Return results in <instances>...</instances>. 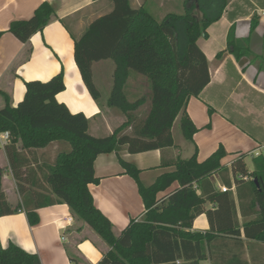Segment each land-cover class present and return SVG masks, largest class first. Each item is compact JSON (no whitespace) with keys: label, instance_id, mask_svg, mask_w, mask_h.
I'll list each match as a JSON object with an SVG mask.
<instances>
[{"label":"trees","instance_id":"obj_1","mask_svg":"<svg viewBox=\"0 0 264 264\" xmlns=\"http://www.w3.org/2000/svg\"><path fill=\"white\" fill-rule=\"evenodd\" d=\"M225 1L185 0L182 15L167 14L158 21L143 7L131 8L129 0H110L113 10L93 21L73 48L82 82L95 102L100 93L93 83L92 65L105 60L114 64L107 105L122 111L126 121L109 136L90 135L89 119L81 113L72 114L56 100L65 90L63 71L45 82L25 83L24 97L15 108L9 97L0 92L4 102L0 109V132L10 134L5 153L20 197V204L12 208L1 189L0 169V217L23 211L29 225L35 226L37 210L66 204L70 213L109 247L97 264H177L178 261L199 264L207 258L206 247L216 238L215 234L264 243L263 156L254 159L253 180L244 188L249 195L247 212L238 190L242 216L256 217L241 229L233 200L227 193L217 192L211 182L213 174L222 169L220 162L226 156L222 146L201 163L197 162L196 154L186 160L172 161L174 170L162 174L149 186L140 182V171L134 165L118 156L124 173L135 180L146 211L141 221H131L119 237L113 235L110 221L96 208L88 189V185L98 183L94 162L101 154L118 153L124 147L129 154L172 148L171 130L178 115L182 136L192 140L197 130L186 113V105L210 82L208 62L197 40L207 38V28L221 17ZM197 11L201 12V19L196 17ZM53 13L52 7L44 2L29 19L11 22L8 32L21 43H27L34 34L42 32ZM256 25L257 21L253 20L251 30ZM240 47L230 33L227 50L237 59L243 54ZM223 52L216 57L220 58ZM130 74L144 77L148 85L150 109L144 120L138 121L133 115L143 105L144 98L130 103L126 97ZM128 128L131 133L121 134ZM53 144L57 147L54 159L44 158L38 163L36 151ZM231 171L234 177H239L235 179L238 185L247 176L241 158ZM221 175L220 182L227 188L229 181L223 178V172ZM174 183H178L177 189L165 199L157 198ZM194 183L198 184L196 189ZM207 202L214 203L216 208L205 210ZM202 214L207 217L209 230L203 234L190 232L193 221ZM0 264L41 262L37 255L10 243L0 249Z\"/></svg>","mask_w":264,"mask_h":264},{"label":"crops","instance_id":"obj_2","mask_svg":"<svg viewBox=\"0 0 264 264\" xmlns=\"http://www.w3.org/2000/svg\"><path fill=\"white\" fill-rule=\"evenodd\" d=\"M44 2L52 7L53 16L42 32L34 34L27 43H21L8 32L10 23L29 19ZM129 2L131 8L143 7L158 21L167 14L182 15L185 12V0ZM112 10L110 0H0V92L9 97L12 107L22 101L25 83L45 82L63 71L65 90L56 96V100L72 114L81 113L89 119L90 135H111L122 118L115 114V107L108 106L106 110L110 111L104 115L98 102L91 98L74 62L73 48L74 42L93 21ZM176 10L179 12L173 13ZM253 20L257 25L251 30ZM206 32L207 38H199L197 46L207 59L210 82L186 105V113L197 130L192 140L182 136L179 144L176 143L173 128L179 124L178 115L171 130L172 148L129 154L124 147L118 153L101 154L94 162L98 183L88 185V189L96 208L110 221L115 237H119L131 221H141L146 212L137 184L124 173L118 156L134 165L140 171V182L149 186L162 174L174 170L172 161L186 160L196 154L197 162L201 163L222 146L226 156L220 162L222 169L213 174L211 182L217 192H221L220 187H225L220 182L221 173L224 179H228L229 190L225 193L234 202L240 229L244 223L256 218L255 215L242 216L238 190L247 212L249 195L245 194L244 188L253 180L251 173L255 159L249 153L264 146V0H226L221 17ZM230 33L241 46L239 51L243 54L238 59L227 50ZM220 52L223 54L217 58ZM113 72L114 67L109 66L106 81L108 79L110 89L113 87ZM126 85V89L136 95L148 90L144 77L136 74L129 75ZM3 106L0 96V109ZM53 145L52 160L57 149L56 144ZM47 150L36 151L38 163L44 161L38 158L39 153ZM183 151H187V156L182 157ZM245 156L251 159V172L246 167ZM240 158L247 180L238 185L235 179L239 177H234L231 170ZM0 169L1 189L7 202L15 208L20 204V197L8 166L5 147H0ZM197 185L194 183L195 189ZM178 187V183L172 184L157 198L165 199ZM215 208L214 203L204 205L205 210ZM255 210L258 211L259 207L256 206ZM37 215L38 224L35 226L29 225L23 211L0 217V249L12 243L37 255L41 264H97L108 252L107 244L76 219L66 204L41 208ZM68 218L72 219L71 223ZM208 230L207 217L202 214L193 221L190 232L203 234ZM215 237L206 247L207 258L199 264H264V243L228 234H215Z\"/></svg>","mask_w":264,"mask_h":264},{"label":"rangeland","instance_id":"obj_3","mask_svg":"<svg viewBox=\"0 0 264 264\" xmlns=\"http://www.w3.org/2000/svg\"><path fill=\"white\" fill-rule=\"evenodd\" d=\"M177 12H179V11L176 10V12L174 11L173 13H177ZM196 14H197L196 17L198 19L202 18V14H200V12L198 14V11H197ZM155 16H157V15H155ZM93 65H92L93 66L92 74H94L93 78L95 80V81L94 80L93 81L95 82L94 83L95 87L97 88V90L100 93L98 103H99L100 108H102L104 115H108V112L110 110H106V108L108 107L107 101L109 99L111 89L108 85V79L106 81V78H108L109 66L114 67V64L111 60H108L105 63L104 62H97V63H94ZM106 73H107V75H106ZM147 91L145 90V91L141 92L140 94L136 95V94H132V92L128 89L125 90L127 100L130 103L134 102L135 100L144 98L143 105H141L139 108H137V110H135L133 112L134 118L137 119L138 121L144 120L146 118L148 112H149V109H150L149 93ZM115 114L122 118L121 124H119V126L117 127V128H119L126 121V117H125V114L122 111H120L118 108H116ZM117 128H115V130ZM125 133L126 134L131 133V129L128 128V129H125L123 132H121V134H125ZM173 135L175 137L176 143L179 144V139H181V137H182L181 128H180L179 124H177L175 126V128H173ZM98 136L103 137L104 135H102L100 133ZM53 147H54V145L53 146L49 145L46 147L48 149L47 151H45L44 153L43 152L39 153L38 158L40 159V161L43 160L44 158L48 159V161L52 160V148ZM187 154H188L187 151H185V152L183 151L182 157L187 156ZM244 158H245L246 167H247L248 171L251 172V170H252L251 159L248 156H245Z\"/></svg>","mask_w":264,"mask_h":264},{"label":"built area","instance_id":"obj_4","mask_svg":"<svg viewBox=\"0 0 264 264\" xmlns=\"http://www.w3.org/2000/svg\"><path fill=\"white\" fill-rule=\"evenodd\" d=\"M9 143H10V134H9V132H0V147L4 148ZM249 155L252 156L253 158H258L260 156L264 157V146L256 148L255 150L250 152ZM243 180H247V178L243 177ZM220 190H221V192L225 193L229 189L226 188V187H220ZM71 221H72V219L68 218V222L71 223Z\"/></svg>","mask_w":264,"mask_h":264},{"label":"water","instance_id":"obj_5","mask_svg":"<svg viewBox=\"0 0 264 264\" xmlns=\"http://www.w3.org/2000/svg\"><path fill=\"white\" fill-rule=\"evenodd\" d=\"M254 183H255L256 186H258V183H257V180L256 179H254Z\"/></svg>","mask_w":264,"mask_h":264}]
</instances>
